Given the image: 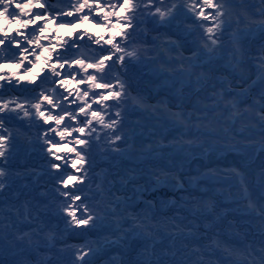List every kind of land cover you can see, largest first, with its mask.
Returning a JSON list of instances; mask_svg holds the SVG:
<instances>
[{
	"label": "bare ground",
	"instance_id": "bare-ground-1",
	"mask_svg": "<svg viewBox=\"0 0 264 264\" xmlns=\"http://www.w3.org/2000/svg\"><path fill=\"white\" fill-rule=\"evenodd\" d=\"M68 2L62 0L56 6L66 7ZM99 2L103 6L105 0ZM172 2L181 4L183 0H165L162 10ZM225 12L227 31L216 45L203 29L193 26L191 14L180 8L163 20L159 16L139 17L135 29H127L131 33L125 41L127 51H135L137 56L119 73L132 97L121 107V123L116 125L122 139L112 143L111 130L96 125L98 136L103 138L91 144L86 172L82 173L85 181L76 185L82 187L94 209L95 220L89 226L70 222L62 211L64 198L56 191L61 171L50 168L51 158L42 150L38 132L27 127V119L13 116L11 128L17 138L6 165L7 187L0 192V264L259 262L264 247V216L259 214L264 206V140L259 134L264 94V0H225ZM68 19L74 17L53 20L43 33L58 50L59 42L79 32L107 38L116 31L102 29L95 21L58 27ZM45 23L44 19L37 21L28 32ZM81 51L91 52L87 46ZM9 55L6 45H0V56ZM0 63L8 64L0 75L15 73L18 79L23 74V66L12 67L15 61ZM40 74L42 69L33 73L37 78ZM79 80V75L69 78L60 88L65 95L71 93L70 99L76 98L77 103L76 90L87 89ZM213 91L217 97L223 92L236 102L242 115L235 118V124L229 121L234 131L227 136L196 139L186 134L195 133L194 128L185 127L187 117L194 110L203 112L212 103L209 97ZM27 95L30 93L23 87L4 90L5 99ZM96 109L93 104L92 110ZM105 118L107 121V114ZM72 123L75 126L78 122ZM249 133L252 135L246 139ZM189 139H196V143L188 145L185 141ZM59 154L69 159L75 156L66 150ZM73 171L68 168V172ZM148 203L155 207L149 209ZM146 214L148 220H144ZM173 217L178 218L175 222L181 225L180 230L172 226ZM9 224L14 227H5ZM145 224L153 226L145 228ZM186 224L190 231L184 228ZM24 233L28 235L23 241L15 238ZM68 234L81 239L72 241ZM130 239L138 246L128 255ZM106 248H113V252L103 256ZM77 256H83V261Z\"/></svg>",
	"mask_w": 264,
	"mask_h": 264
},
{
	"label": "snow or ice",
	"instance_id": "snow-or-ice-1",
	"mask_svg": "<svg viewBox=\"0 0 264 264\" xmlns=\"http://www.w3.org/2000/svg\"><path fill=\"white\" fill-rule=\"evenodd\" d=\"M58 2L62 0H55V2L54 0H43V2L41 0H0V45H6L10 53L7 57L0 56V60L15 61L12 64L14 68L23 66V74L18 79H15V73L0 75V81L3 82L0 83V192L7 187L6 165L14 151L17 138L11 128L12 118L15 116L16 119H27L28 128L37 127V138L42 141L41 148L51 158L48 161L50 168L61 171L57 179L59 187L56 191L64 198L61 201L62 211L66 213L70 222L89 226L95 220L94 209L88 203L89 198L84 196L83 190L76 185L83 184L85 181L86 177L82 173L86 172V156L91 144L95 142V139L103 138L98 136L96 125L101 126L102 129L111 130V136L114 137L112 143L122 139L116 125L121 123V107L126 106L132 97L119 73L132 58L137 56L135 51H127L129 45L125 41L131 35L127 29L134 30L136 26L134 22L139 17L159 16L163 20L166 16L172 17L175 10L180 8L191 14L193 26L203 29L204 33L208 34L211 44L216 45L227 31L226 22L223 19L226 16L225 0H190V2L183 0L181 4L172 2L166 10H162L165 8V0H115V2L105 0L103 6L99 0H95L94 3H90L89 0H82V2L77 0L76 3H71L69 0L66 7H70L71 10H66V7H57ZM37 8L42 11H35ZM105 8L108 11H104ZM97 9L99 12H96ZM99 13H103L102 17ZM65 16L74 17V19H68L60 23L58 27L64 28L66 25L71 27L76 23L95 21V25L102 29L116 31L114 35L107 38L99 34H97L98 38H94L92 35L86 36L85 33L79 32L74 34L73 38L59 42L58 50L57 45L52 44L49 37L44 36L43 33L49 23ZM48 17H51V20ZM42 19L46 23L43 26L32 27L29 33V26L37 25V21ZM209 23L212 26H206ZM13 32L15 34L10 35ZM213 36L215 38H212ZM13 45L16 46L15 49ZM93 45L96 47L93 48ZM85 46L91 50L90 54L81 51ZM203 46L209 47L207 42H204ZM6 67H8L7 63H0V70ZM66 68L67 71H65ZM37 69L43 70L39 78L33 75ZM114 72L117 75H113ZM78 75L80 76L78 83L87 84L86 90H76V97L79 98L80 103H77L76 98L70 99L71 93L65 95L60 91V88L69 82V78L76 79ZM21 81H27V84L22 85ZM22 87L30 95L5 99V89ZM209 99L212 103L206 105L203 112L194 110L187 117L188 123L185 127L194 128L195 133L186 134L193 135L196 139L200 136L209 138L227 136L234 131L229 126V121L235 124V118L242 115L238 110V104L228 99L223 92L217 97L216 92L213 91ZM64 101H68V104L66 105ZM109 101L115 103L109 104L107 103ZM93 104L97 105L96 110H92ZM69 105H75V107L70 108ZM113 108L116 111L110 112ZM261 109L259 134L264 140V94L261 95ZM21 112L23 116L20 115ZM209 112L212 113L211 117L208 115ZM176 115H182V113ZM72 122L78 123L74 126ZM86 129H88L87 138L84 135ZM73 133L78 135L74 136ZM104 135L108 136L109 133ZM251 135L252 133H249L246 139ZM69 137L72 139L65 142ZM196 139L185 142L192 145L196 143ZM69 144L74 146L69 147ZM199 146L203 147V145ZM65 150L67 153H74V158L69 159L67 155L59 154ZM68 168L74 171L68 172ZM69 182H72L71 185ZM176 183H179L178 179ZM147 207L151 209L155 205L148 203ZM259 214L264 216V206L259 208ZM148 219L149 216L146 214L144 220ZM177 219V217L172 218V226L180 230L181 225L175 222ZM143 226L150 228L153 225ZM5 227L11 228L14 225L9 224ZM184 228L191 230L188 224L184 225ZM27 235L24 233L15 238L23 241ZM226 251L230 250L226 249ZM260 253L259 262L254 259H245L243 264H264V247L260 249ZM248 255L252 253L249 252ZM77 260L83 261V256H77Z\"/></svg>",
	"mask_w": 264,
	"mask_h": 264
},
{
	"label": "water",
	"instance_id": "water-1",
	"mask_svg": "<svg viewBox=\"0 0 264 264\" xmlns=\"http://www.w3.org/2000/svg\"><path fill=\"white\" fill-rule=\"evenodd\" d=\"M33 129H34V131H37V127L36 126H33ZM80 189H82V187L80 186L79 187ZM255 192V191H254ZM254 192H250V193H253V194H255ZM86 233L88 234V235H90L91 234V231L90 230H87L86 231ZM72 241H76V240H80L81 239V237H70L71 235L70 234H68L67 235ZM128 246H129V248L131 249L129 252H128V255H130V254H132V253H134L135 252V250H136V248H137V246H138V243L135 241V239H130L129 241H128ZM113 248H106V249H104V251H103V256H108V255H110L113 251ZM117 250V249H116Z\"/></svg>",
	"mask_w": 264,
	"mask_h": 264
},
{
	"label": "rangeland",
	"instance_id": "rangeland-1",
	"mask_svg": "<svg viewBox=\"0 0 264 264\" xmlns=\"http://www.w3.org/2000/svg\"><path fill=\"white\" fill-rule=\"evenodd\" d=\"M44 180H46V178H44Z\"/></svg>",
	"mask_w": 264,
	"mask_h": 264
}]
</instances>
